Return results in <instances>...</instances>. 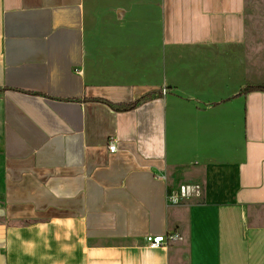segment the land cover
Here are the masks:
<instances>
[{
	"label": "crops",
	"instance_id": "1",
	"mask_svg": "<svg viewBox=\"0 0 264 264\" xmlns=\"http://www.w3.org/2000/svg\"><path fill=\"white\" fill-rule=\"evenodd\" d=\"M249 5L0 0V264H264Z\"/></svg>",
	"mask_w": 264,
	"mask_h": 264
},
{
	"label": "built area",
	"instance_id": "2",
	"mask_svg": "<svg viewBox=\"0 0 264 264\" xmlns=\"http://www.w3.org/2000/svg\"><path fill=\"white\" fill-rule=\"evenodd\" d=\"M163 93H166V90H163ZM109 151L111 153H114L117 150L116 142L114 140H111L109 143ZM199 189H193L191 186H182L179 190V194L182 197H189L195 192H198ZM175 239H178V237L173 235H159V236H148L146 237L147 245L149 248H158V247H165L168 246L169 243Z\"/></svg>",
	"mask_w": 264,
	"mask_h": 264
},
{
	"label": "rangeland",
	"instance_id": "3",
	"mask_svg": "<svg viewBox=\"0 0 264 264\" xmlns=\"http://www.w3.org/2000/svg\"><path fill=\"white\" fill-rule=\"evenodd\" d=\"M249 4V12L254 16L258 14L260 6L264 4V0H249Z\"/></svg>",
	"mask_w": 264,
	"mask_h": 264
},
{
	"label": "trees",
	"instance_id": "4",
	"mask_svg": "<svg viewBox=\"0 0 264 264\" xmlns=\"http://www.w3.org/2000/svg\"><path fill=\"white\" fill-rule=\"evenodd\" d=\"M254 90H264V86H249L245 89L244 93L251 92Z\"/></svg>",
	"mask_w": 264,
	"mask_h": 264
}]
</instances>
